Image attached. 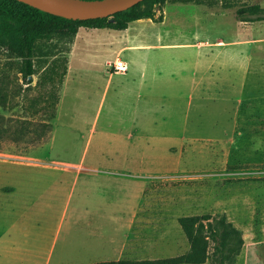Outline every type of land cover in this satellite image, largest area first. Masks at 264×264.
Instances as JSON below:
<instances>
[{"label":"rangeland","instance_id":"rangeland-1","mask_svg":"<svg viewBox=\"0 0 264 264\" xmlns=\"http://www.w3.org/2000/svg\"><path fill=\"white\" fill-rule=\"evenodd\" d=\"M253 4L264 7V0H164L126 29L82 26L71 43L39 40L33 86L43 65L67 56L52 138L27 153L0 150V164L37 179L40 198L26 207L10 203L9 211L40 214L6 219L8 203L0 197V234L14 224L42 225L50 245L63 210L87 200L95 208L99 197L107 211L167 212L165 257L189 250L180 216L224 214L243 237L235 261L224 264H264V20L236 15ZM116 58L127 61L125 72L111 68ZM18 67L1 49L0 71L9 74L7 89L18 101V108L1 109L5 115L24 116L29 98L39 96L20 89ZM171 75L182 83L176 107L166 98ZM0 180L1 190L13 189ZM106 220L111 233L117 225ZM67 221L48 264L92 258L75 245L88 239L69 233V241ZM214 243L200 264H218Z\"/></svg>","mask_w":264,"mask_h":264},{"label":"trees","instance_id":"trees-1","mask_svg":"<svg viewBox=\"0 0 264 264\" xmlns=\"http://www.w3.org/2000/svg\"><path fill=\"white\" fill-rule=\"evenodd\" d=\"M164 0H142L127 9L117 11L105 17L72 19L55 15L19 0H0V50L10 57L18 59V71L21 73L23 91H37L25 105L24 116L5 115L1 109L18 108V101L9 94V74L0 71V150L27 153L47 144L53 133L52 119L57 114L59 94L67 73V56L63 64L56 61L43 65L41 81L31 84L37 71V51L39 40L53 39L71 43L79 27L126 29L133 20L149 17L154 5ZM241 20H264V7L253 4L237 9ZM69 49V47H68ZM26 85V87H22ZM17 88V87H16ZM11 100V101H10ZM30 112V113H29ZM30 115V116H29ZM190 247L185 253L157 259H117L104 260L88 264H200L209 257V240H213V256L218 264L234 262L239 254L243 237L238 228L226 219L224 214L211 219L208 214L183 215L178 218Z\"/></svg>","mask_w":264,"mask_h":264},{"label":"crops","instance_id":"crops-1","mask_svg":"<svg viewBox=\"0 0 264 264\" xmlns=\"http://www.w3.org/2000/svg\"><path fill=\"white\" fill-rule=\"evenodd\" d=\"M156 81H153V85ZM165 81L170 88L169 93H166V98L172 101V107H176L179 105L176 101L181 96L178 91L182 83H179L172 75ZM172 110L174 120H179V108ZM25 171V168L15 169V167L0 164V178L5 179V184L13 187L8 191L0 189V197L6 198L5 202L8 203V211L3 213L6 219H13L17 215H19L18 218H21L22 215L31 217L38 212L40 214V211L36 209L29 214L26 211L18 213L9 211L12 210L9 208L13 206L10 203L21 202L26 207L27 201L36 202V199L40 198L36 197L38 195L35 188L37 179L27 177ZM15 172L18 174L15 175ZM95 201V208H90V202L87 200L81 209L63 210L50 245H48L49 235L46 234L42 225L33 227L25 223L12 225L0 234V264H48L54 250V242L57 240L59 230L66 218H68V236L69 233H73V238L80 236L82 241L88 239V243L85 245L81 243L75 245L80 246V250L92 257L87 262H76L75 264H87L94 260H117L122 257L142 260L166 256L163 251L170 244V223L167 212L137 208L127 211H107L103 208L104 203H100L99 197ZM15 207L21 206L15 204ZM106 219L114 220L117 225L111 233L106 229ZM69 237H71L69 241L75 242L72 240V236ZM46 249L48 252L44 255Z\"/></svg>","mask_w":264,"mask_h":264},{"label":"water","instance_id":"water-1","mask_svg":"<svg viewBox=\"0 0 264 264\" xmlns=\"http://www.w3.org/2000/svg\"><path fill=\"white\" fill-rule=\"evenodd\" d=\"M43 11L72 19L112 15L142 0H19Z\"/></svg>","mask_w":264,"mask_h":264},{"label":"built area","instance_id":"built-area-1","mask_svg":"<svg viewBox=\"0 0 264 264\" xmlns=\"http://www.w3.org/2000/svg\"><path fill=\"white\" fill-rule=\"evenodd\" d=\"M111 68H114L115 71L125 72L128 69V63L122 58H116L111 62Z\"/></svg>","mask_w":264,"mask_h":264}]
</instances>
